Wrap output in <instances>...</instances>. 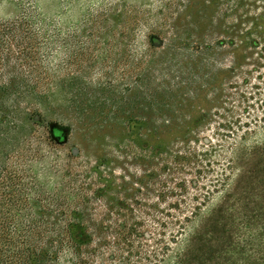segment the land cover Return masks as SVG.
Listing matches in <instances>:
<instances>
[{
	"label": "trees",
	"instance_id": "obj_1",
	"mask_svg": "<svg viewBox=\"0 0 264 264\" xmlns=\"http://www.w3.org/2000/svg\"><path fill=\"white\" fill-rule=\"evenodd\" d=\"M157 1L0 18V264H264V7Z\"/></svg>",
	"mask_w": 264,
	"mask_h": 264
},
{
	"label": "rangeland",
	"instance_id": "obj_2",
	"mask_svg": "<svg viewBox=\"0 0 264 264\" xmlns=\"http://www.w3.org/2000/svg\"><path fill=\"white\" fill-rule=\"evenodd\" d=\"M175 1L177 3V0ZM249 1H251V3H248ZM175 5L174 7H182L181 4ZM32 6L40 7L42 13L46 17H55L59 19L60 23L64 26L75 22L88 9H94L96 7H142L141 9L152 8V11L159 7L157 0H3L0 3V18L6 19L13 17L19 12L20 7ZM217 7L224 12L226 9H229V7H236V0H218ZM242 7H255L254 10H257L260 7H264V0H247L246 4L242 5ZM52 133L57 143L62 142L66 150L73 149V151L76 152L77 145L70 139V135L66 127L58 125L57 128L52 130ZM60 134L66 135V141H62L61 138H59ZM240 168L244 169L242 165ZM251 193L252 202L248 206H250V208H254L255 215H257L256 219L263 218L264 185L262 183L255 184ZM221 201L222 197L220 195L212 197L208 213H211L213 209L218 207L221 204ZM259 222V226L257 228L254 227V230L256 229V231H258V229H260V231L264 232L262 229L264 227V218ZM198 229L202 231V214L200 220L195 224L194 231ZM168 245L172 248L174 247L172 242H169ZM170 251L168 253H170Z\"/></svg>",
	"mask_w": 264,
	"mask_h": 264
},
{
	"label": "water",
	"instance_id": "obj_3",
	"mask_svg": "<svg viewBox=\"0 0 264 264\" xmlns=\"http://www.w3.org/2000/svg\"><path fill=\"white\" fill-rule=\"evenodd\" d=\"M155 44L158 45V42H156ZM57 127H58L57 124H52V125H51V129H52V130L55 129V128H57ZM59 138H61L62 141H66V139H67V137H66L65 134H60V135H59Z\"/></svg>",
	"mask_w": 264,
	"mask_h": 264
}]
</instances>
